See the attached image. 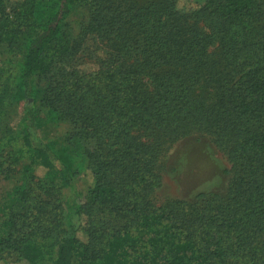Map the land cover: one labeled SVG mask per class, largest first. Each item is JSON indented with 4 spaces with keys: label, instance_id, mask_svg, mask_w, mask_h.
Listing matches in <instances>:
<instances>
[{
    "label": "trees",
    "instance_id": "obj_1",
    "mask_svg": "<svg viewBox=\"0 0 264 264\" xmlns=\"http://www.w3.org/2000/svg\"><path fill=\"white\" fill-rule=\"evenodd\" d=\"M176 2L0 0V44L27 37L0 82V112L22 109L1 139L15 141L18 168L0 198L1 261L264 264V0ZM74 7L85 21L64 24ZM86 49L100 67L81 75ZM59 124L71 127L60 148L40 136ZM197 134L223 154L228 182L152 207L159 158Z\"/></svg>",
    "mask_w": 264,
    "mask_h": 264
},
{
    "label": "rangeland",
    "instance_id": "obj_2",
    "mask_svg": "<svg viewBox=\"0 0 264 264\" xmlns=\"http://www.w3.org/2000/svg\"><path fill=\"white\" fill-rule=\"evenodd\" d=\"M18 1L20 0H6L5 5L8 9L10 5ZM140 1L143 3L147 0ZM202 3L203 0H177L176 7L180 11L187 12L201 6ZM85 19L83 9L74 7L63 23L71 25ZM25 38L27 37H21L18 43L15 42L12 45L0 44V82L2 84L11 82L15 75ZM72 67L79 74L84 75L97 71L100 65L91 58L86 49L77 56ZM21 116L20 107H8L0 112V140L6 129L13 131L18 129ZM70 130L71 127L68 124L49 125L42 129L40 136L45 143H54L55 147L60 148L64 145V139ZM15 149V141L7 142V139L0 141V198L11 189L17 176V165L10 158ZM68 149L73 154L75 164L80 165L84 162L82 151L75 142L68 143ZM229 168L223 154L216 148L210 137L197 134L183 138L174 143L156 163L154 172L158 184L152 188L148 199L152 207L157 208L167 200L183 199L199 191L211 189L219 177L227 183L229 177L225 174V170ZM37 175L41 176V173L37 172ZM74 183L81 193L80 202L84 203L90 186L88 174L78 169L74 176ZM30 186L32 192L37 193L41 183L35 181ZM2 261L0 260V264H23L7 257H3Z\"/></svg>",
    "mask_w": 264,
    "mask_h": 264
}]
</instances>
